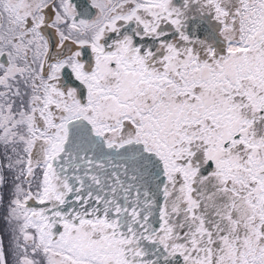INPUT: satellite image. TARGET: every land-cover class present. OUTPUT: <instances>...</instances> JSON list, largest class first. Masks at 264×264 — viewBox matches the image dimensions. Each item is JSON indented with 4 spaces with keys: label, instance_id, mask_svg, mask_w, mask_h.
<instances>
[{
    "label": "snow or ice",
    "instance_id": "obj_1",
    "mask_svg": "<svg viewBox=\"0 0 264 264\" xmlns=\"http://www.w3.org/2000/svg\"><path fill=\"white\" fill-rule=\"evenodd\" d=\"M0 264H264V0H0Z\"/></svg>",
    "mask_w": 264,
    "mask_h": 264
}]
</instances>
